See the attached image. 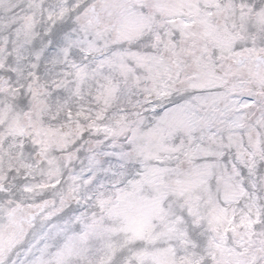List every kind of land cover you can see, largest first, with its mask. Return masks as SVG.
Wrapping results in <instances>:
<instances>
[{
    "label": "snow or ice",
    "instance_id": "snow-or-ice-1",
    "mask_svg": "<svg viewBox=\"0 0 264 264\" xmlns=\"http://www.w3.org/2000/svg\"><path fill=\"white\" fill-rule=\"evenodd\" d=\"M0 264H264V0H0Z\"/></svg>",
    "mask_w": 264,
    "mask_h": 264
}]
</instances>
